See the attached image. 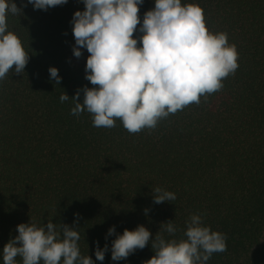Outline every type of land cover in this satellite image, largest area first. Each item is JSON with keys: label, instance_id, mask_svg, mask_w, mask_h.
I'll use <instances>...</instances> for the list:
<instances>
[{"label": "trees", "instance_id": "1", "mask_svg": "<svg viewBox=\"0 0 264 264\" xmlns=\"http://www.w3.org/2000/svg\"><path fill=\"white\" fill-rule=\"evenodd\" d=\"M12 2L22 13H9L8 30L29 62L22 74L13 68L0 80V264L18 225L48 222L77 229L80 254L94 264H144L155 255L159 231L166 240L186 239L193 214L227 236V251L207 264H264V0H181L204 10L210 32L227 33L239 67L222 90L136 134L118 119L113 128H97L87 111L71 114L77 90L93 87L85 79L90 54L82 48L85 62L78 66L72 50L71 21L85 10L82 0L47 11ZM154 6L155 0L138 6L141 25ZM142 35L137 30L133 38ZM63 92L69 100L61 103ZM83 98L81 91L77 102ZM156 187L177 199L155 204ZM168 221L174 236L163 231ZM138 226L152 233L149 244L113 261L112 242ZM97 242L108 246L102 262Z\"/></svg>", "mask_w": 264, "mask_h": 264}, {"label": "clouds", "instance_id": "2", "mask_svg": "<svg viewBox=\"0 0 264 264\" xmlns=\"http://www.w3.org/2000/svg\"><path fill=\"white\" fill-rule=\"evenodd\" d=\"M83 12L74 13L71 24L75 39L73 55L90 54L86 76L93 87L78 89L72 98L71 114L87 111L93 126L113 128L116 120L130 133L154 129L158 122L191 104H199L223 89V81L239 67V53L229 44L226 32L212 33L206 26L204 10L195 4L182 5L181 0H155L154 9L139 18V5L144 0H82ZM34 10L47 11L68 0H27ZM24 4L22 7H26ZM22 13L12 0H0V80L10 71L22 74L29 54L18 36L8 30L7 17ZM138 25H141L138 29ZM139 30L143 35L133 38ZM141 45V46H138ZM50 77L60 84L58 69H48ZM81 91L83 102L78 103ZM63 92L60 102L68 101ZM176 194L160 187L154 189L155 204L175 201ZM147 214V210H145ZM78 216V214H76ZM163 231L174 236L173 221L163 224ZM186 239L166 240L160 231L152 241L155 255L144 264H207L214 253L227 251V236L204 226L201 214H193L187 222ZM18 236L3 248V264H94L89 256H81L77 229L48 222L17 226ZM115 234V226L107 235ZM152 233L144 226L124 230L112 242L111 259H126L137 249H144ZM107 238V237H106ZM19 245V246H17ZM107 244L95 251L103 261Z\"/></svg>", "mask_w": 264, "mask_h": 264}, {"label": "rangeland", "instance_id": "3", "mask_svg": "<svg viewBox=\"0 0 264 264\" xmlns=\"http://www.w3.org/2000/svg\"><path fill=\"white\" fill-rule=\"evenodd\" d=\"M81 50V49H80ZM81 52H82V56L80 57V58H76V57H74V62H75V64H77L78 66L79 65H83L84 64V62H85V54H84V52L81 50Z\"/></svg>", "mask_w": 264, "mask_h": 264}]
</instances>
